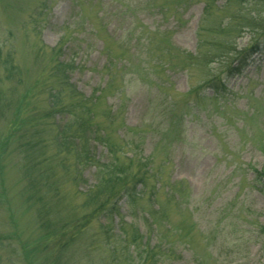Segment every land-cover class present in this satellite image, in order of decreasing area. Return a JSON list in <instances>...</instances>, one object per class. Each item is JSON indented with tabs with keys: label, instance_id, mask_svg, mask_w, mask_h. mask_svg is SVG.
I'll use <instances>...</instances> for the list:
<instances>
[{
	"label": "rangeland",
	"instance_id": "rangeland-1",
	"mask_svg": "<svg viewBox=\"0 0 264 264\" xmlns=\"http://www.w3.org/2000/svg\"><path fill=\"white\" fill-rule=\"evenodd\" d=\"M44 1L47 0H0V50L11 53L23 72L19 96L39 78L41 66L34 63L35 51L40 46L53 48L62 43L60 59L74 64L70 83L86 98L101 94L97 105L100 112L116 113L114 118L101 119L113 129L112 139L131 138L135 133L131 129L140 128L138 133L143 139L134 136L140 145L135 154L141 160L153 154L156 165L168 153V168L163 169L161 179L169 184L182 183L179 186L182 193L177 194L182 195L179 202L168 197L171 195L167 194V188L156 196L159 203L140 197L137 207L129 208L121 201L115 223L123 218L155 243L159 235L166 234L167 224L163 220L147 223L144 215L149 213L147 210L161 206L169 224L189 236L179 239L171 233L170 240L176 242L175 252L159 264H194L193 253L209 264H264V240L257 236V228L264 227V182H254L252 172L264 163V54L253 56L240 76L226 82L225 97L200 101L190 111L184 105L189 98L181 95L197 85L193 75L178 68L165 70L163 63L171 67L186 65L184 56L176 50L196 55L201 24L210 29L224 14L214 13L207 23L202 22L203 4L187 0H51L33 18ZM222 3L220 0L218 5ZM226 22L223 21V26ZM91 27L98 30V36L90 33ZM129 31L132 36L149 35L155 50L147 49L148 54L140 56L132 50L122 52L116 48L124 65L117 71L121 65L111 68L103 53V41L111 43L121 36L129 39ZM65 34L68 36L64 39ZM247 40L248 37L239 40L238 48ZM161 52L165 57L163 63L156 59ZM153 73L161 81L159 91L167 96L157 94L153 79L149 78ZM40 92L37 89L36 93ZM204 95L209 98L212 93L206 90ZM39 98L44 107V94ZM165 98L175 102V113L184 117L183 125L173 132L171 146L167 141H159L162 137L158 138V132L150 134L147 127L157 115L153 113L154 104L162 109ZM252 113H258L261 121L251 119ZM13 119L10 112L0 120V138L9 133ZM62 121L60 115L53 119L55 124ZM156 123L161 129L168 122L158 117ZM46 137L51 136L46 133ZM14 147L11 143L0 152V191L5 197L0 206V233L5 237L14 233L18 236L13 240H20V246L31 245L40 232L33 208L24 202L26 195L22 192L28 187L20 171L22 157L15 154ZM93 152L96 158L106 161L101 145L95 143ZM126 153L130 158L133 152ZM80 177L77 187L64 188L68 193L65 201L72 207L82 199L77 198V190L88 191L96 184L93 167L85 168ZM148 216L152 217L150 213ZM100 223L105 222L100 219ZM184 242L190 243L192 249ZM101 260L116 264L107 250L101 253ZM94 263L100 264V258L95 257Z\"/></svg>",
	"mask_w": 264,
	"mask_h": 264
},
{
	"label": "trees",
	"instance_id": "trees-1",
	"mask_svg": "<svg viewBox=\"0 0 264 264\" xmlns=\"http://www.w3.org/2000/svg\"><path fill=\"white\" fill-rule=\"evenodd\" d=\"M190 1L203 4L202 22L207 23L214 13L225 15L210 29L201 24L196 55L176 50L184 56L186 65L171 67L163 63V52L156 58L164 64L159 63L161 65L158 66H166L165 70L178 68L193 75L192 80L195 79L197 85L181 95L189 98L184 105L191 111L197 108L200 101H216L225 97L228 93L226 82L240 76L253 56L264 54V0H223L220 6V0H187ZM50 2L44 1L37 7L33 18L37 17L38 10H43ZM80 13L84 15L82 9ZM81 19L84 23V16ZM225 20L227 22L223 26ZM90 33L98 36V30L94 27H91ZM128 33L131 35L129 39L121 36L111 43L103 41V53L111 68L121 65L116 48L122 52L132 50L133 54L140 56L143 53L147 55V49L155 50L148 33V36ZM244 37H248V40L238 48V41ZM61 44L53 48L40 46L35 51L34 63L41 66V71L39 78L25 89L23 96H19L18 91L24 82L23 72L15 64L11 53L0 50V120H4L10 112L14 115L9 133L0 138V152L12 143L15 154L22 157L20 171L28 187L22 192L26 195L24 202L33 208L40 232L31 245L23 246L18 244L20 240H13L18 235L13 233L5 237L0 233V264H95V257L100 258V264H107V260L101 263L103 250H107L116 264H159L164 257L172 256L175 252L176 242L170 240L171 233L179 239H187L189 235L182 230L177 232L169 224L161 206L156 210H147L153 218L147 212L143 214L147 223L149 220L151 224L163 220L167 224L165 233L168 235H159L155 243L148 234H142L138 227L124 222L123 218L115 223L114 217L119 216L123 200L129 208L137 207L140 197L159 203L156 196L164 188L171 195L169 198H177L178 201L182 198V195H177L182 193L179 189L182 183L169 184L161 179L165 173L163 169L168 168V153L156 165L153 154L142 160L138 153L135 154L140 146L137 139L142 138L138 133L140 128L131 129V132H135L131 138L112 139L110 132L113 129L109 122L102 123L101 119L114 118L116 113L107 110L100 112L97 105L101 94L86 98L70 83L74 64L60 59L63 55ZM123 67L121 65L117 71ZM149 78L153 79L157 94L167 96L159 91L160 79L154 73ZM39 88L41 92L36 93ZM206 90L211 91V97L204 95ZM41 94L45 96L44 107L39 103ZM167 100L163 99L162 109L154 104L153 113L157 115L153 116L147 127L150 134L158 132V138L162 137L158 140L167 141L171 146L173 132L183 125L184 117L181 113H175L176 103ZM57 115L63 119L60 124L53 123ZM158 117L167 120V127L158 128ZM250 118L261 121L258 113H252ZM50 120L52 123L49 125L47 122ZM46 133L51 137H46ZM95 143L105 149L106 161L95 157ZM126 152H133L130 158ZM87 167L94 168L96 184L88 191L77 190V198L82 199L72 207L65 201L68 193L64 188L77 187L80 172ZM252 172L254 182H264V163L262 168ZM1 187L0 184V190ZM3 201L5 197L0 191V206ZM100 219L105 223L99 224ZM257 230V236L264 240V227L260 226ZM184 245L191 247L188 242H184ZM192 258L194 264H209L197 253H193Z\"/></svg>",
	"mask_w": 264,
	"mask_h": 264
}]
</instances>
